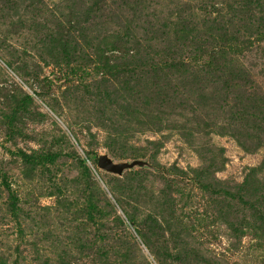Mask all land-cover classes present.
<instances>
[{
  "label": "trees",
  "instance_id": "16d2710c",
  "mask_svg": "<svg viewBox=\"0 0 264 264\" xmlns=\"http://www.w3.org/2000/svg\"><path fill=\"white\" fill-rule=\"evenodd\" d=\"M68 1L73 9L66 25L48 16L43 0H0V12L7 10L14 19L23 10L12 25L35 33L34 47L24 53L29 51L38 58L34 74L41 85L49 89L64 85L63 94L74 101L84 103L88 98L97 102L104 145L113 157H137L139 152L154 157L162 142L147 140V146L137 148L131 141L138 133L171 129L168 119L183 115L190 117L178 132L192 144L195 133L208 135L198 130L200 125H214L203 119L208 118V109L221 110L226 116L219 135L231 136L249 152L264 146V91L251 65L244 64L250 57L264 62V54L257 52L264 53V48H257L264 43V0H223L209 6L177 1L165 16L156 14L160 0ZM47 67L53 70L41 79ZM258 75L264 76V67ZM30 101L28 94L16 100L15 113L25 110ZM188 122L193 124L187 126ZM213 149L207 146L200 149L204 153L197 151L204 165L191 170L193 179L214 197L215 210L225 205V222L236 238L246 228L264 235V182L254 168L242 183L231 185L214 179L211 174L221 170L224 156L223 149ZM17 155L29 180L57 157L51 150H19ZM170 171L174 175L188 173L176 166ZM10 195L9 210L16 216L20 210L17 196L12 191ZM158 207L164 209L160 200ZM91 208L96 206L89 202L86 210ZM123 211L149 250L169 240L177 243L173 248L162 246L165 251L161 255L152 251L161 264H198L188 245L179 243L186 231L181 220L180 226L176 225L175 210L151 211L141 216V221L136 212ZM116 219L125 224L120 217ZM121 238L115 239L119 248L127 242Z\"/></svg>",
  "mask_w": 264,
  "mask_h": 264
},
{
  "label": "rangeland",
  "instance_id": "374dc122",
  "mask_svg": "<svg viewBox=\"0 0 264 264\" xmlns=\"http://www.w3.org/2000/svg\"><path fill=\"white\" fill-rule=\"evenodd\" d=\"M177 1L209 6L223 0H160L156 14L168 15ZM43 2L48 16L67 24L73 9L71 2ZM5 12H0V264H161L152 251L161 255L165 251L162 246L173 248L175 242L169 240L149 250L123 210L136 212L141 221V216L165 209L175 210L176 225L179 227L181 220L186 231L181 233L179 243L188 245L198 264H264V235L246 228L236 238L225 222V205L215 210L214 197L202 190L191 173L204 165L197 151L204 153L201 150L208 146L215 148L214 152L223 149V165L219 172L211 174L214 179L231 185L242 183L254 168L264 182V146L249 152L231 136L219 135L226 116L221 110L208 109V118L203 119L214 125H200L198 130L208 135L195 133L192 144L178 132L190 117L183 115L168 119L171 129L138 133L131 141L137 148L147 146V140L162 142L163 147L154 157L144 152L125 159L113 157L104 145L105 130L97 120V102L88 98L84 103L74 101L63 94L64 85H54L52 89L41 85L34 74L38 58L29 51L24 53V49L34 47L35 33L12 25L18 14H24L23 10L14 19ZM257 48H264V43ZM253 58L244 64L251 65L264 91V76L258 75L264 62ZM52 70L44 68L40 78L50 76ZM26 94L32 101L25 110L15 113L16 100ZM19 150H51L57 157L29 180L23 175ZM100 155L116 163L142 160L148 166L127 168L118 175L98 167ZM174 166L188 172L187 176L174 175L170 171ZM128 179L133 183L127 185ZM113 190L119 193L115 195ZM11 191L20 208L16 216L9 210ZM159 200L164 209H159ZM89 202L96 209L86 210ZM170 204L175 207L170 208ZM116 217L125 224L121 225ZM119 235L127 241L119 245L123 250L115 243Z\"/></svg>",
  "mask_w": 264,
  "mask_h": 264
},
{
  "label": "water",
  "instance_id": "95a60500",
  "mask_svg": "<svg viewBox=\"0 0 264 264\" xmlns=\"http://www.w3.org/2000/svg\"><path fill=\"white\" fill-rule=\"evenodd\" d=\"M148 166V163L142 160H134L132 162H114L107 155H100L98 157V167L114 174L122 175L123 171L127 168Z\"/></svg>",
  "mask_w": 264,
  "mask_h": 264
}]
</instances>
